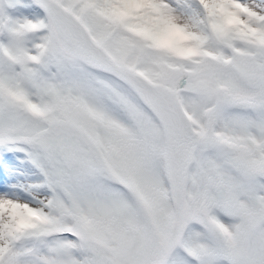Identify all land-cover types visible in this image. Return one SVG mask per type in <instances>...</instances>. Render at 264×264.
I'll use <instances>...</instances> for the list:
<instances>
[{"label":"snow or ice","instance_id":"snow-or-ice-1","mask_svg":"<svg viewBox=\"0 0 264 264\" xmlns=\"http://www.w3.org/2000/svg\"><path fill=\"white\" fill-rule=\"evenodd\" d=\"M0 264H264V0H0Z\"/></svg>","mask_w":264,"mask_h":264}]
</instances>
